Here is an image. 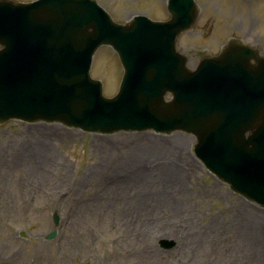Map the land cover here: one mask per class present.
<instances>
[{
	"label": "rangeland",
	"instance_id": "1",
	"mask_svg": "<svg viewBox=\"0 0 264 264\" xmlns=\"http://www.w3.org/2000/svg\"><path fill=\"white\" fill-rule=\"evenodd\" d=\"M98 2L118 21L135 14L170 16L167 0ZM197 2L200 17L178 43L193 50L190 66L199 60L198 50L218 53L233 36L264 52V0ZM123 72L112 47L97 50L91 74L102 80L106 95L116 94ZM42 143L47 152L28 164L19 161L26 147ZM195 143L196 136L184 130L90 132L59 121L0 123V264H237L242 257L264 263V247L253 237V229H264V206L210 172ZM151 145L164 154L159 158L182 168L183 183L176 175L156 177L157 191L170 194L172 202L152 198L147 183L155 176L141 179L118 164L123 151H152L146 149ZM143 185L144 200L134 202ZM54 211L57 234L47 238L56 227ZM163 239L174 244L163 246Z\"/></svg>",
	"mask_w": 264,
	"mask_h": 264
},
{
	"label": "water",
	"instance_id": "2",
	"mask_svg": "<svg viewBox=\"0 0 264 264\" xmlns=\"http://www.w3.org/2000/svg\"><path fill=\"white\" fill-rule=\"evenodd\" d=\"M168 8V20L138 14L121 23L97 0H0V123L186 130L211 171L264 206V54L231 38L218 55L190 68L177 41L200 8L195 0H169ZM102 45H112L125 67L113 97L90 73Z\"/></svg>",
	"mask_w": 264,
	"mask_h": 264
},
{
	"label": "bare ground",
	"instance_id": "3",
	"mask_svg": "<svg viewBox=\"0 0 264 264\" xmlns=\"http://www.w3.org/2000/svg\"><path fill=\"white\" fill-rule=\"evenodd\" d=\"M40 145L41 146H39L38 148L37 147L33 148L31 146L26 147L24 151L19 156H17V158L19 157V161L21 162L26 161V164H28L29 158L33 159L35 155L38 154L42 155L44 152H47L46 150L47 146L44 143ZM144 148L145 147L142 146H136L129 149L128 151L125 152L123 151L122 155L119 156L121 158L120 161L118 160L119 166L126 167V169L130 171L134 170L136 175L141 179H149L150 177L155 176V178L151 179L152 181L150 180L151 182L148 181L149 183H147L150 185L149 188H151V190L153 191L152 198L156 197L154 199L155 202L158 201L157 198H159V196L161 195L163 196L165 201L168 200V203L174 201L170 198L171 196L170 194H167L166 192L164 193L162 191H157L159 189L157 185V183H159V180H157L156 177L161 173L176 175V180L178 181V183L179 182L183 183L184 174L181 170L182 168H180L175 163L170 165L169 161L159 158L158 157L159 154L160 156H163L164 154L160 153L157 149H155L153 145L146 148V149H152V151L145 150ZM150 157L152 158L153 161L144 162L145 159H150ZM134 186H138V184H135ZM146 188L148 187H145V185L137 188L140 191H137L135 193L136 195H134L135 197L134 202L137 201L139 203L140 201L144 200L145 196L142 195V193L146 191ZM145 195L151 196V194L149 193H146ZM262 232L264 233V229L261 228L253 229V237H258L259 239L258 243L260 247H264V234H261ZM261 236H262V240H261ZM252 239L255 240L256 238H252ZM260 253L261 250L259 251V255ZM257 255L258 253H256V256ZM237 264H258V260L251 258L247 259L245 257H242L239 258Z\"/></svg>",
	"mask_w": 264,
	"mask_h": 264
},
{
	"label": "flooded vegetation",
	"instance_id": "4",
	"mask_svg": "<svg viewBox=\"0 0 264 264\" xmlns=\"http://www.w3.org/2000/svg\"><path fill=\"white\" fill-rule=\"evenodd\" d=\"M205 34H207V32Z\"/></svg>",
	"mask_w": 264,
	"mask_h": 264
}]
</instances>
